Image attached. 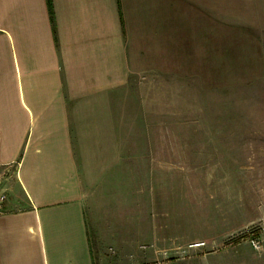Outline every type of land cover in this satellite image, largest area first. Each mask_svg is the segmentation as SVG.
<instances>
[{"label": "crops", "instance_id": "0c3cea01", "mask_svg": "<svg viewBox=\"0 0 264 264\" xmlns=\"http://www.w3.org/2000/svg\"><path fill=\"white\" fill-rule=\"evenodd\" d=\"M254 34L264 0H0V264H95L94 194L131 142L119 133L126 89L264 80ZM189 125L155 123L133 141L134 228L157 244L218 241L258 212L260 191L239 171L248 140L233 132L251 125L215 123L214 158L194 154L213 161L211 176L173 167L205 138L158 132Z\"/></svg>", "mask_w": 264, "mask_h": 264}, {"label": "rangeland", "instance_id": "374dc122", "mask_svg": "<svg viewBox=\"0 0 264 264\" xmlns=\"http://www.w3.org/2000/svg\"><path fill=\"white\" fill-rule=\"evenodd\" d=\"M253 38L260 49V56L264 57V36L254 34ZM134 84L135 89L128 87L125 98L121 100L126 106V113L125 126L119 133L128 139L127 143L131 141L122 147L125 161L110 173L104 186L94 194L96 225L93 236L95 243L99 234L102 239L95 264H264V80L237 82L233 86L222 87L214 82L153 83L145 79ZM139 85L143 87L141 92L137 90ZM167 86L173 93L168 98L163 89ZM161 122H184L190 124V128L158 132H167L173 137L180 133L190 140L205 138L206 145L194 144L190 160L186 161L183 155L178 156L183 160L173 161L175 171H184L192 176H197L201 167L206 170V176H211L208 170L212 172L213 161L201 163L194 154L202 151L206 159L214 158V138L225 132L215 129V123L251 125L253 129L233 131L238 137L248 140L247 147L243 146L248 150L247 160L239 163L242 167L239 171L246 177L249 186L261 194L258 212L250 221L218 241L175 237L157 244L149 241V234L144 232L143 227L134 228L136 172L133 141L149 137L150 128ZM242 142L246 143V140ZM138 196L139 205L145 210L147 195L139 193ZM209 197L205 195L206 200L213 202ZM209 202L206 208L213 212L214 203ZM253 238L260 242L258 250L249 243Z\"/></svg>", "mask_w": 264, "mask_h": 264}, {"label": "built area", "instance_id": "2783aa9c", "mask_svg": "<svg viewBox=\"0 0 264 264\" xmlns=\"http://www.w3.org/2000/svg\"><path fill=\"white\" fill-rule=\"evenodd\" d=\"M0 167H1V163H0ZM5 205H6V197H5V195H1L0 196V214L6 210ZM249 243H250L251 247L254 248L255 250H258L261 246L259 240L255 239V238L251 239L249 241Z\"/></svg>", "mask_w": 264, "mask_h": 264}, {"label": "trees", "instance_id": "16d2710c", "mask_svg": "<svg viewBox=\"0 0 264 264\" xmlns=\"http://www.w3.org/2000/svg\"><path fill=\"white\" fill-rule=\"evenodd\" d=\"M47 3H48V5H49V3H50V0H47ZM49 12H50L51 19H52L51 9H49Z\"/></svg>", "mask_w": 264, "mask_h": 264}]
</instances>
